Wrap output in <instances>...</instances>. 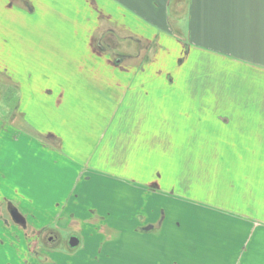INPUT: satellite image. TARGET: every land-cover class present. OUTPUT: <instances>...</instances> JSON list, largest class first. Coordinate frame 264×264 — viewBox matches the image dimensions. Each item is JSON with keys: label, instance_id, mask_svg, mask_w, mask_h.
<instances>
[{"label": "crops", "instance_id": "1", "mask_svg": "<svg viewBox=\"0 0 264 264\" xmlns=\"http://www.w3.org/2000/svg\"><path fill=\"white\" fill-rule=\"evenodd\" d=\"M2 2L24 25L41 17L39 5L52 11L45 13L46 27L17 32L42 35L44 46L33 38L27 45L19 41L23 48L14 46L18 106L9 121L0 117V264H30L40 238L55 225L84 221L77 218L84 211L77 202L73 213L67 210L82 181L88 188L99 182L91 175H132L137 169L133 179L140 186L133 193L144 199L131 212L134 230L146 238L161 230L167 209L160 208L161 221L150 209L148 163L132 154L158 143L168 127L217 148L244 147L245 123L256 126L253 141L264 132V0ZM60 3L66 11H58ZM21 52L28 53L25 60ZM119 52L128 54L114 57ZM244 72L258 75L236 91ZM158 179V189L167 193L163 177ZM111 180L116 188L117 179ZM160 198L170 212L180 208L170 196ZM11 208L25 225L13 219ZM119 210L117 219H128L130 211Z\"/></svg>", "mask_w": 264, "mask_h": 264}, {"label": "rangeland", "instance_id": "2", "mask_svg": "<svg viewBox=\"0 0 264 264\" xmlns=\"http://www.w3.org/2000/svg\"><path fill=\"white\" fill-rule=\"evenodd\" d=\"M2 4L0 117L9 121L16 113L19 100V91L11 77L12 64L16 62L18 65L19 59L14 46L23 48L22 45L29 44L30 38L35 44L37 42V46H44L42 35L32 37L17 32L26 27H46L45 13H51L52 8L51 5H39L41 17L31 25H24V19L15 14L14 9H8L6 2L5 8ZM91 7L86 3V9L92 11ZM72 8L69 11H73ZM58 11L66 10L61 4ZM21 53L25 60L28 53ZM127 54L119 52L114 57L124 58ZM7 64L10 65L8 69L4 66ZM240 74L247 77L236 91H240L243 85H251L252 77L258 75L253 72ZM244 119L241 116V120ZM245 124L248 132L243 140L244 147H205L195 143L190 131L171 126L162 137L159 133L158 143L150 141L149 148L134 150L132 156L139 164L148 163L145 182H150L147 185L151 191L150 209H156L158 214L161 209H167V221L159 227L161 230L153 232L151 238L142 237V232L134 230L136 221L132 218L136 217V212H131L144 199L133 193L132 187L140 186L133 179L137 169L133 168L132 175L118 177L110 172L91 175L99 182H91V188H88L82 181L77 198L67 210L73 213L71 210L77 202V206L84 210L77 211V218L84 221H78L76 227H69L72 222L55 225L51 233L40 238L30 264H264V132L253 141L252 129L256 126ZM158 175L163 177L167 193L158 189L159 183L163 182ZM110 178L117 179L116 188H112L114 182H109ZM160 192L173 198L180 208L174 207L170 212V206L161 200L163 194ZM124 208L131 213L128 219H117V211ZM159 220H162V214ZM247 220L261 224V227L256 229ZM127 224L132 227L122 228ZM254 230L256 234L251 238ZM160 236L162 239L156 240ZM72 237L80 239L75 247L70 245ZM242 252H245L244 259ZM110 255L112 260H108Z\"/></svg>", "mask_w": 264, "mask_h": 264}, {"label": "water", "instance_id": "3", "mask_svg": "<svg viewBox=\"0 0 264 264\" xmlns=\"http://www.w3.org/2000/svg\"><path fill=\"white\" fill-rule=\"evenodd\" d=\"M10 213H11L13 219L17 223L25 225L26 220H25L24 216L16 208H11L10 209ZM151 227H152V225L148 226L146 229H150ZM78 244H79V239L77 237H72L71 240H70V245L72 247H75Z\"/></svg>", "mask_w": 264, "mask_h": 264}]
</instances>
